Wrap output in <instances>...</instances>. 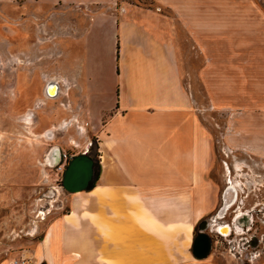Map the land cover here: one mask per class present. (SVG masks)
Segmentation results:
<instances>
[{
    "label": "crops",
    "instance_id": "0c3cea01",
    "mask_svg": "<svg viewBox=\"0 0 264 264\" xmlns=\"http://www.w3.org/2000/svg\"><path fill=\"white\" fill-rule=\"evenodd\" d=\"M38 1L66 9L76 23L81 51L76 57L69 47L67 60L77 66L73 88L82 112L64 123L88 118L99 139L100 171L91 188L71 193L70 209L48 226L30 254L33 262L187 263L197 224L218 202L210 176L215 132L230 145L200 103L206 110L220 106L214 59L264 51L256 35L230 33V27L264 25L261 0ZM75 8L83 14L75 17ZM102 34L108 69L96 55ZM224 70L222 84H230ZM73 110L70 103L65 111ZM236 122L231 141L246 143L245 120ZM257 127L251 131L262 133Z\"/></svg>",
    "mask_w": 264,
    "mask_h": 264
},
{
    "label": "rangeland",
    "instance_id": "374dc122",
    "mask_svg": "<svg viewBox=\"0 0 264 264\" xmlns=\"http://www.w3.org/2000/svg\"><path fill=\"white\" fill-rule=\"evenodd\" d=\"M261 2L264 8V0ZM91 6L95 8L96 4L92 2ZM70 10L75 17L83 14L79 8ZM84 11L92 15L97 12ZM66 13V9L50 8L36 0H0V264H12L23 258L33 262L30 254L48 226L70 209L72 194L58 182L62 181L63 174L45 163L49 148L59 145L63 152L79 155L92 142L91 152L98 158L99 139L88 118L78 116L79 121H74L72 126L64 123L73 114L82 112L77 104L78 91L71 89L76 82L77 66L66 58L69 47L76 57L81 48L76 42L75 22ZM230 33L254 34L260 40L256 44L264 47V25L230 27ZM95 47L102 67L108 69V41L105 37H101V41L97 38ZM62 51L66 52L64 57H60ZM248 53L239 52L241 57H238V53L233 52V57L214 59L216 72L210 77L215 78L214 86L219 87L214 92L220 106L206 110L203 99L199 108L219 120L214 122L215 127L220 125L228 134L230 145L239 148L238 152L230 154L238 174L241 176L244 170L240 162L245 161L246 170L259 175L257 179L252 177L257 186L264 183V51L258 56H246ZM224 69L228 71L230 84H222L227 83L222 79ZM238 71L244 72L239 74ZM107 73L108 70L109 79ZM49 79L59 82L63 96L44 95ZM70 103L74 110L65 111ZM28 115L32 121L26 118ZM220 115L223 117L219 118ZM239 118L245 120L246 143L231 141ZM254 126L262 133L251 131ZM51 128L55 130L54 139L45 137L46 130ZM215 156L217 169L222 172L223 156ZM261 192L264 194V189ZM253 198L251 196L249 202ZM261 232H264L263 227ZM223 242L221 246L226 247ZM195 258L191 256L185 264H242L227 252H219L212 263ZM244 264H264V254Z\"/></svg>",
    "mask_w": 264,
    "mask_h": 264
},
{
    "label": "flooded vegetation",
    "instance_id": "af4514ba",
    "mask_svg": "<svg viewBox=\"0 0 264 264\" xmlns=\"http://www.w3.org/2000/svg\"><path fill=\"white\" fill-rule=\"evenodd\" d=\"M40 4L50 7L46 3L40 2ZM74 24L76 26V23ZM76 42L80 45L77 39ZM65 55L66 52L64 53L62 51L60 57H64ZM67 57L68 51L66 58ZM50 80L51 79L47 80L44 88V95L47 97H51L47 94V84ZM60 96L63 95H60L59 93V95L55 98H59ZM223 138V134L220 132L218 133L217 131L215 132L213 164L210 170V176L217 184L216 196L218 202L215 208L210 213L205 215L197 224L195 237L201 232H205L211 237V252L207 257L202 259L208 258L213 253L218 255L219 252L222 254L227 252L228 254L234 255L236 258H238L242 264L245 262L251 263L264 254V232L259 233L261 227L264 229V194L261 192L264 189V187L262 188L264 183H261L262 185L256 186L254 181L252 182L253 178L257 179L256 177H259V175L250 172L251 169L246 170L248 164L245 161L240 162L242 163L244 170L241 171V176L238 174L235 166L236 163L232 162L234 160L230 154L238 152L237 149L239 148L236 147L235 149V147L231 145H222ZM92 144L93 143L90 142V145L87 148H84L80 154L86 153L94 159V177L91 182L93 184L98 178L100 171V155L99 149L97 151L98 158L92 154ZM216 154H222L223 156L222 172L218 171L217 169L215 163ZM75 156H77V154ZM237 178L241 179L238 183V186L232 184V181L236 183ZM62 181L58 182L62 184ZM251 196L254 198L252 202H249V198ZM226 228L229 229L227 234L223 232V229ZM254 229H256L255 233H252ZM247 235H249V237ZM223 240L227 244L226 247L223 245V247L221 246V244L224 243Z\"/></svg>",
    "mask_w": 264,
    "mask_h": 264
},
{
    "label": "water",
    "instance_id": "95a60500",
    "mask_svg": "<svg viewBox=\"0 0 264 264\" xmlns=\"http://www.w3.org/2000/svg\"><path fill=\"white\" fill-rule=\"evenodd\" d=\"M52 86L57 87V91L55 94L51 95L49 89ZM60 93V86L56 82H49L47 84V94L51 97H57ZM46 138L54 139L55 134L52 129L46 130ZM62 148L59 145H54L49 148L45 155V162L49 166L56 167L59 165L62 159ZM94 177V159L86 154L81 153L75 157H73L65 171L63 176L62 185L65 190L69 193H76L80 191H84L90 188L92 185V180ZM212 249V241L211 237L205 233H198L194 238L192 252L195 257L202 259L207 257ZM201 250V252H200ZM203 250V251H202Z\"/></svg>",
    "mask_w": 264,
    "mask_h": 264
},
{
    "label": "built area",
    "instance_id": "2783aa9c",
    "mask_svg": "<svg viewBox=\"0 0 264 264\" xmlns=\"http://www.w3.org/2000/svg\"><path fill=\"white\" fill-rule=\"evenodd\" d=\"M76 154H67L65 151L62 152V159L59 165L55 167L57 169L58 174H63L69 161L75 156ZM63 180V179H60ZM12 264H34L31 260L28 259H21V260H15Z\"/></svg>",
    "mask_w": 264,
    "mask_h": 264
},
{
    "label": "bare ground",
    "instance_id": "6f19581e",
    "mask_svg": "<svg viewBox=\"0 0 264 264\" xmlns=\"http://www.w3.org/2000/svg\"><path fill=\"white\" fill-rule=\"evenodd\" d=\"M51 81H53V82H56V83H58L59 84V82L57 81V80H55V79H51L49 82H51ZM59 86H60V84H59ZM60 90H61V86H60ZM57 91V87L56 86H52L50 89H49V92H50V94L51 95H53V94H55V92ZM61 93H62V91H60V95H61ZM48 96H50V95H48ZM53 98H55V97H53ZM26 118H28V120H30V121H32V118H30V116L28 115ZM66 123H68V122H66ZM65 123V124H66ZM53 131H54V133H55V130L53 129V128H51ZM45 136H46V134H45ZM240 172V171H239ZM236 178V177H235ZM240 180L241 179H239V178H237L236 179V183H234L233 181H232V184H234V185H237L238 186V183L240 182ZM242 183V182H241ZM230 191V190H229ZM232 191V190H231ZM56 194V193H55ZM226 197V196H225ZM219 217V216H218ZM223 232L224 233H228L229 232V229L228 228H226V229H223Z\"/></svg>",
    "mask_w": 264,
    "mask_h": 264
},
{
    "label": "trees",
    "instance_id": "16d2710c",
    "mask_svg": "<svg viewBox=\"0 0 264 264\" xmlns=\"http://www.w3.org/2000/svg\"><path fill=\"white\" fill-rule=\"evenodd\" d=\"M99 175V174H98ZM94 184V183H93ZM93 184L90 186V188L93 186Z\"/></svg>",
    "mask_w": 264,
    "mask_h": 264
}]
</instances>
